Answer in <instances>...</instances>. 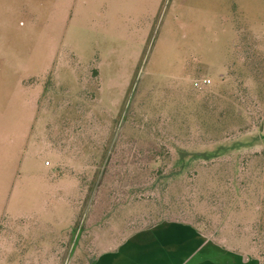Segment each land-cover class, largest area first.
Masks as SVG:
<instances>
[{
    "label": "rangeland",
    "instance_id": "1",
    "mask_svg": "<svg viewBox=\"0 0 264 264\" xmlns=\"http://www.w3.org/2000/svg\"><path fill=\"white\" fill-rule=\"evenodd\" d=\"M165 219L264 264V0H0V264Z\"/></svg>",
    "mask_w": 264,
    "mask_h": 264
},
{
    "label": "crops",
    "instance_id": "2",
    "mask_svg": "<svg viewBox=\"0 0 264 264\" xmlns=\"http://www.w3.org/2000/svg\"><path fill=\"white\" fill-rule=\"evenodd\" d=\"M92 264H260L207 237L183 220L165 219L133 231Z\"/></svg>",
    "mask_w": 264,
    "mask_h": 264
},
{
    "label": "trees",
    "instance_id": "3",
    "mask_svg": "<svg viewBox=\"0 0 264 264\" xmlns=\"http://www.w3.org/2000/svg\"><path fill=\"white\" fill-rule=\"evenodd\" d=\"M220 152V151H219ZM223 154V153H222ZM209 154H206L205 155V153H204V155L203 154H201L200 153V155H198V158H202V160H210V159H216V158H218L220 155H221V153L220 154H218L217 155V153H214V154H212V156H208ZM187 158V157H186ZM186 158H184V160H183V162H185V159ZM261 264H263L262 263V261H261Z\"/></svg>",
    "mask_w": 264,
    "mask_h": 264
},
{
    "label": "built area",
    "instance_id": "4",
    "mask_svg": "<svg viewBox=\"0 0 264 264\" xmlns=\"http://www.w3.org/2000/svg\"><path fill=\"white\" fill-rule=\"evenodd\" d=\"M210 82H211L210 80H205V81L203 82V84H204V85H209V84H210ZM196 86H197V87H202V86H201V84H200L199 82H198V83H196ZM46 165L48 166V165H49V163H48V162H46Z\"/></svg>",
    "mask_w": 264,
    "mask_h": 264
}]
</instances>
